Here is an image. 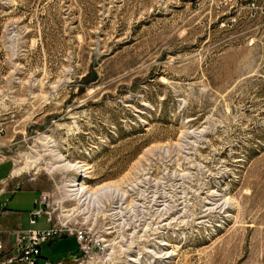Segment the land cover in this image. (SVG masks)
Here are the masks:
<instances>
[{"label": "rangeland", "instance_id": "374dc122", "mask_svg": "<svg viewBox=\"0 0 264 264\" xmlns=\"http://www.w3.org/2000/svg\"><path fill=\"white\" fill-rule=\"evenodd\" d=\"M0 130L50 261L264 264V0H0Z\"/></svg>", "mask_w": 264, "mask_h": 264}, {"label": "built area", "instance_id": "2783aa9c", "mask_svg": "<svg viewBox=\"0 0 264 264\" xmlns=\"http://www.w3.org/2000/svg\"><path fill=\"white\" fill-rule=\"evenodd\" d=\"M3 192H5L4 185H0V194ZM46 206L44 196L39 195L34 198L33 207L27 214V227L12 232V243L9 249H4L0 241V264H65L68 260L74 264L77 258L73 255L54 262L40 257L41 246L44 243L62 236H72L77 244L78 252L88 251L84 230L78 225L53 219ZM40 217L46 222V227H35L36 220Z\"/></svg>", "mask_w": 264, "mask_h": 264}, {"label": "crops", "instance_id": "0c3cea01", "mask_svg": "<svg viewBox=\"0 0 264 264\" xmlns=\"http://www.w3.org/2000/svg\"><path fill=\"white\" fill-rule=\"evenodd\" d=\"M12 174H14L12 162L9 160V158L1 156L0 157V185H4V187H5V184L9 183V180H10V177H12ZM3 194H4V192L0 194V200H1V196ZM34 198H36V196L32 197L29 206H27V205H25V206L12 205L13 207H9L10 202L7 203L8 205L5 204V206H4L3 203H6L7 201L6 202L0 201V241H1L4 249H9L11 247L12 232L16 229H21L22 227H26V225H27V214H28V211L31 210V208L33 207ZM13 203H16L15 200ZM23 222H25L24 226L22 225ZM46 226H47V224L43 219H42V223L40 225H38V226L36 225L37 228H43ZM45 244L48 245L49 242L45 243ZM41 248H42V246H41ZM70 255H72V252L69 254V256ZM40 257H41V259L47 258L43 254L42 250H40ZM65 263L70 264L68 261H66Z\"/></svg>", "mask_w": 264, "mask_h": 264}, {"label": "bare ground", "instance_id": "6f19581e", "mask_svg": "<svg viewBox=\"0 0 264 264\" xmlns=\"http://www.w3.org/2000/svg\"><path fill=\"white\" fill-rule=\"evenodd\" d=\"M105 191V190H104Z\"/></svg>", "mask_w": 264, "mask_h": 264}]
</instances>
